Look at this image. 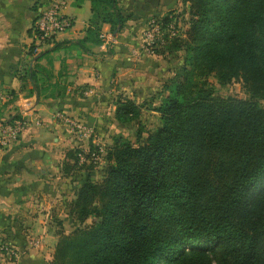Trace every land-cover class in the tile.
Wrapping results in <instances>:
<instances>
[{"label":"trees","instance_id":"1","mask_svg":"<svg viewBox=\"0 0 264 264\" xmlns=\"http://www.w3.org/2000/svg\"><path fill=\"white\" fill-rule=\"evenodd\" d=\"M87 1L85 36L70 42L78 47L102 44L104 25L112 34L128 19L118 0ZM182 3L183 36L165 34L151 50L185 55L153 108L160 125L142 142L140 128L137 144L113 136L100 181L90 176L98 149L65 153L64 176L86 173L67 206L77 227L57 230L50 264H264V0ZM160 20L164 28L176 22L170 13ZM58 47L37 53L32 44L28 55L36 63ZM35 70L38 64L27 69L34 84ZM210 77L221 86L241 81L248 99L216 96ZM114 106L119 125L139 121L142 105L118 96Z\"/></svg>","mask_w":264,"mask_h":264},{"label":"crops","instance_id":"2","mask_svg":"<svg viewBox=\"0 0 264 264\" xmlns=\"http://www.w3.org/2000/svg\"><path fill=\"white\" fill-rule=\"evenodd\" d=\"M50 1L0 0V122L16 114L29 122L16 142L0 148V240L8 241L17 252L15 259L0 254V264H50L57 237L46 221L56 217L53 213L59 211L61 203L67 208L84 179H75L82 172L69 177L62 173L65 153L76 143L55 114H64L95 130L101 139L109 138L111 127L121 128L114 118L116 98L131 99L126 94L129 91L132 99L139 96L151 87L153 74H158V66L149 64L159 56L140 50L146 24L182 3L118 0L128 18L122 30L113 37L109 26L104 25L102 44L78 47L70 42L85 36L90 3L67 0L64 14L73 21L71 29L58 35L54 43L36 47V52L41 53L59 44L58 49L35 63L28 55L33 44L31 28L39 7ZM134 51L139 55L135 56ZM35 64L39 70H35L34 84L27 79V69ZM45 71L50 72V81H44ZM41 88H48L47 92ZM87 91L91 93L85 95ZM9 92H14V100L4 105L11 99ZM70 188L73 194L64 202V193L68 194ZM66 212L69 217L68 209ZM32 236L37 237V246L31 243Z\"/></svg>","mask_w":264,"mask_h":264},{"label":"rangeland","instance_id":"3","mask_svg":"<svg viewBox=\"0 0 264 264\" xmlns=\"http://www.w3.org/2000/svg\"><path fill=\"white\" fill-rule=\"evenodd\" d=\"M182 0H180V3ZM164 14L170 13V15L175 16V21L177 22L178 26V33L174 37H182L184 34V31L187 29V22H188V9L187 5L181 3L180 6L174 8H168L167 11L163 12ZM159 15V18L165 16V15ZM33 41V40H32ZM51 43V42H50ZM45 45V44H44ZM40 47V46H39ZM43 48V46L41 45ZM146 53V52H145ZM148 55H153L146 53ZM184 52L177 51L175 53H172L170 55L165 56H159L157 57V61L152 62L153 64H149V67H152L154 64L158 67L153 69L158 71V74H153L152 78L153 81L150 83L151 87L147 89L146 91L142 92L139 96H131V91L126 92L128 93L127 96L131 97V100H133L136 104L142 105L141 106V117L138 122H134L128 125H122L121 128L117 127H111L110 136L109 138H99L96 134L95 130H92V133L90 137H84L82 135H76L72 132V138L73 141L76 143L73 145L74 147H81L83 149L85 148H91V150H94L95 148L98 149V158L95 159V164L93 166L92 171L90 172V176L93 181H100L102 178L104 171L108 165V163L104 160V149H106L109 145L112 143V136H121L123 139L131 141L133 144H137V132L141 128L143 133L141 135L140 142H142L148 132L154 131L159 125V115L153 111V108L158 107L161 102L164 99V96L166 95V91L163 89V87L168 83V80L174 76L175 70L179 68L183 63L184 58ZM156 58V57H155ZM208 82L210 83L214 94L216 96L226 98V97H233L237 99H248V94L246 93V90L242 84L241 81H233L232 83L221 86L217 83L216 79L214 77H210ZM261 106L264 107V101L259 102ZM70 131V130H69ZM1 148V147H0ZM94 155V154H93ZM86 172H83L81 175H77L76 180L79 178H84ZM73 189L70 188L69 193H64V196H66V199L64 202H67L69 198H71ZM68 198V199H67ZM59 211H54V215L56 216L54 218H48L46 221V225H48L51 228V232L55 231L57 232L58 229H61L65 233H69L73 229L77 227L76 223L74 221H71L69 217H67V208L65 204L61 203ZM59 207H57L58 209ZM60 220L62 221V225H59L58 222ZM88 221L87 223H89ZM37 238V237H36ZM35 236H32L31 243L33 246H37L36 242L38 240ZM8 242V241H5ZM39 242V241H38ZM0 244H4L3 240H0ZM2 256L5 254L0 253ZM5 257L11 259L8 255H5Z\"/></svg>","mask_w":264,"mask_h":264},{"label":"built area","instance_id":"4","mask_svg":"<svg viewBox=\"0 0 264 264\" xmlns=\"http://www.w3.org/2000/svg\"><path fill=\"white\" fill-rule=\"evenodd\" d=\"M67 0H51L46 5H42L36 12V16L31 28L32 42L37 48L44 44H49L58 35L71 29L73 21L70 17L64 14V10L67 7ZM161 18H151L146 24V28L142 33L141 51L152 54V49L157 43L163 42V36L167 34L169 37H174L178 33L177 22L170 24L167 28H164L161 24ZM135 56L139 55V51H134ZM91 91L85 92L90 94ZM0 99L2 96L0 95ZM54 118L61 121L67 128L76 135H82L84 137H90L92 129L84 127L78 121L65 116L61 113H56ZM29 122L24 116L15 120L12 124L4 125L0 127V147H6L17 141L21 132L27 128ZM35 125L39 126L38 120L35 121ZM88 148H85L87 151ZM94 156V155H93ZM83 158L81 157V161ZM39 242H36V245ZM0 253L8 255L10 258L15 259L17 252L9 245L0 244Z\"/></svg>","mask_w":264,"mask_h":264},{"label":"water","instance_id":"5","mask_svg":"<svg viewBox=\"0 0 264 264\" xmlns=\"http://www.w3.org/2000/svg\"><path fill=\"white\" fill-rule=\"evenodd\" d=\"M117 31L113 32V37L116 35Z\"/></svg>","mask_w":264,"mask_h":264}]
</instances>
